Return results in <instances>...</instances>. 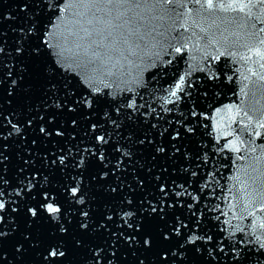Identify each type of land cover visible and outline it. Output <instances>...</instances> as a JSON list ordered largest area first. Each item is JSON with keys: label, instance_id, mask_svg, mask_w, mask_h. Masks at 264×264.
<instances>
[{"label": "water", "instance_id": "obj_1", "mask_svg": "<svg viewBox=\"0 0 264 264\" xmlns=\"http://www.w3.org/2000/svg\"><path fill=\"white\" fill-rule=\"evenodd\" d=\"M136 2L141 4L139 8ZM24 4L29 5L27 11L22 8ZM217 4L224 5V9L215 7ZM62 5L58 13L60 19L55 21L51 36L43 37L52 47L42 46L38 58L18 63L14 73L27 65L24 85L33 86L35 90L38 84L34 75L36 66L47 64L49 76L55 66L58 71L53 79L57 90L52 93L50 104L57 94L61 99L65 94L69 98L75 94L79 99V94L99 88L103 95L95 104L93 119L106 120V113L115 119L114 110L121 109L118 122L125 137L119 138V143L132 149L134 159L126 160L121 172L117 173L126 187L116 194L101 191L102 186H114L116 178L110 175L103 182L90 180L100 168L98 162L89 164L83 175L85 195L101 193L94 197L96 216L99 217L103 210L100 205L119 204L121 195L138 200L147 194L159 199V182L155 176L162 175V180L170 186L184 184L189 192L199 197L198 207L203 212L201 227L225 239L224 254L216 257L219 264H230L228 253L233 245L260 251V245H264V227L261 226L264 224V127H260L264 124V80L261 79L264 77V44L260 43L264 40V31H261L264 4L259 0H213L211 10L202 9L195 0H173L170 4L159 0L121 4L113 0L111 5L107 0H62ZM244 5L241 12L239 9ZM97 8L100 11H96ZM249 8L251 19H248ZM5 16L10 18L5 19ZM52 21V12L41 0H0V32L7 34L10 46L21 40L26 48L30 44H40L37 37ZM30 27L36 29L31 35L28 34ZM185 44L187 47L181 53L174 51L175 47ZM7 59L11 67L12 56ZM4 71L0 66V78ZM7 87V84H0V108L5 113H14L15 120L19 121H25L29 113L35 115L32 109H27L21 90L7 97ZM173 92L176 96L171 95ZM129 97L143 107L130 110L126 107ZM6 99H11L12 104H5ZM192 112L197 115L192 116ZM68 118L69 114H61L57 122L63 125ZM81 120L73 142L59 137L49 142L40 136L38 121L31 127H23V135L11 136L8 139V178L13 182H26L18 176L23 160H29L30 164L37 161L35 167L47 173L51 169L42 166L45 154L50 156L60 147H70L75 153L74 145H88L91 132L82 116ZM102 126L112 135V143H116V130L110 124ZM187 128L194 131L188 132ZM177 131L180 137L172 141L171 136ZM161 132L163 136L159 135ZM67 133L72 134L70 127ZM129 133L133 139L146 133L156 144L167 145L168 154L155 153L147 144H133L126 139ZM34 138L36 145L31 144ZM173 143L181 149L174 156ZM229 144L240 150L235 151ZM154 155L155 160L152 159ZM118 156L110 146V165L116 163ZM124 167L127 171H123ZM163 168L168 170L164 172ZM77 171L69 166L71 175H76ZM193 172L195 176L191 175ZM137 174L145 179L144 189L135 184ZM128 185L133 195H129ZM175 211L187 214L184 209ZM121 223L116 218L109 228L118 230ZM17 225L19 230L10 233V238L0 245V251L6 252L7 264H42L41 254L51 225L42 222L40 228L33 227L31 232L35 240L24 244L22 254L16 252L15 246L18 241L23 243L29 226L22 215ZM72 233L80 235L75 222L70 235ZM83 239L91 245L114 242L107 232L91 233ZM160 246L158 243L157 248ZM118 249L119 264H134L137 255L144 257L146 264L156 258L155 249L134 253L123 241ZM85 255L84 249L70 248L64 264H82ZM255 259L253 256L249 264ZM261 260L264 261V257Z\"/></svg>", "mask_w": 264, "mask_h": 264}, {"label": "snow or ice", "instance_id": "obj_2", "mask_svg": "<svg viewBox=\"0 0 264 264\" xmlns=\"http://www.w3.org/2000/svg\"><path fill=\"white\" fill-rule=\"evenodd\" d=\"M41 2L45 8L52 12L53 21L37 37L41 40L40 44H30L26 48L21 40L15 42L14 46H10L7 34L0 32V66L5 70L3 77L0 78V84L8 85L5 89L7 97L14 96L16 90L20 89L27 109H32L35 112V115L29 113L25 121H19L15 120L14 113H5L0 108V245L10 238V233L19 230L17 219L22 215L25 223L29 226V234L24 236L23 243L17 242L15 246L17 253L22 254L24 244L35 240V236L31 232L33 227L40 228L42 222L51 225L48 240L41 254L42 264H64L70 248L86 251L82 264H87L88 261H91V264H119L116 253L121 241L127 244L134 253H148L155 249V260L149 261L147 264H213V262L219 264L216 257L224 254L225 239L223 237L217 238L201 227L203 212L198 207L199 197L189 192L184 184L170 186L167 181L162 180V175L155 176V180L159 182L157 184L160 193L159 199H156L154 195L149 197L147 194L142 195L138 200L121 195L119 204L100 205L103 210L100 211L99 217L96 216L93 210L94 197L101 193H94L92 196L86 197L84 172L90 163L98 162L99 172L89 179L103 182L111 175L116 178L117 182L114 186L108 185L106 188L102 186L101 191L104 194L122 192L126 185L117 173L121 172L122 165L125 164L126 160L134 159V153L132 149L119 143V138L125 137V134L121 132V124L118 122V114L121 111L119 107L114 110V114L117 116L115 119L107 113L105 114L108 117L106 120L93 119L95 104L103 95L99 88L93 89L87 94H79V99L75 98V94L72 98L65 94L62 99L57 94L56 99L52 100L50 104V97L57 90V83L53 79L56 71H58L55 66L51 76L48 75L47 64L36 66L34 75L38 84L35 86V90L33 86L24 85L28 73L27 65L20 72L14 73L18 63L38 58L41 55L42 46L49 49L52 47L43 37L51 36L52 29L56 27L55 21L60 19L58 13L63 6L62 0H41ZM118 2L121 4L133 3L134 0H118ZM143 2L147 3V0H143ZM159 2L170 4L173 0H159ZM259 2L264 4V0H259ZM107 3L111 5L113 0H107ZM195 3L200 4L202 9L211 10L214 7L213 0H204L203 3L201 0H195ZM135 6L139 8L141 4L136 2ZM28 7V4L22 5L25 11ZM215 7L224 9L222 4H217ZM244 7L246 5L241 6L239 10L242 12ZM96 11H100V9L97 8ZM170 11L175 13L176 9ZM191 11L189 9V12ZM93 15H95L94 12ZM4 18L9 19L10 17L5 16ZM251 18V8H249L248 19ZM20 31L23 32V28ZM34 31L36 29L30 27L28 34L31 35ZM261 31H264V28ZM260 43L264 44V40H261ZM186 47V44L175 47L174 51L181 53ZM10 55L12 56L11 67H9L7 59ZM257 55H261V53L257 52ZM216 58L218 59V57ZM261 79L264 80V77ZM181 83H183V78H181ZM176 87L179 90L180 85L178 84ZM171 95L176 96V92L171 93ZM128 99L129 103L126 107L130 110L143 107V105L135 104L134 98L129 97ZM4 103L11 105L12 100L6 99ZM237 111L239 112V109ZM77 112L80 113L79 116L76 115ZM61 114H69V118L63 125L57 122V117ZM191 115L195 117L197 114L192 112ZM81 116L91 132V140L88 145L83 147L74 145L76 147L75 153L70 147H60L50 156L45 154L42 157V166L51 169L47 173L35 167L37 161L33 160L30 164L29 160H23L22 167L18 170V176L23 177L26 182L20 180L13 182L8 178V139L11 136L14 134L23 135V127H31L34 122L38 121L40 136L49 142L54 137L73 142L77 138L76 130L81 127ZM107 124L116 130L118 137L116 143H112V135L107 128L102 126ZM69 127L72 130L71 135L67 133ZM260 127H264V124H261ZM186 130L188 132L194 131L193 128ZM85 135L88 133L86 132ZM159 135L163 136L164 133L161 132ZM179 137L180 132L177 131L171 136V140L175 141ZM126 139L138 146L147 144L154 149L155 153L168 154L167 145L156 144L146 133L142 136H136L135 139L129 133L126 134ZM31 144L36 145L37 139L34 138ZM110 146L116 153H119L114 165L109 163ZM229 147L234 148L237 152L240 150L232 144H229ZM171 148L173 156L181 151L175 143L171 144ZM76 156H79L78 160ZM152 159H156L155 155ZM70 165L78 169L76 175H71L68 172ZM167 170V168H163L162 171L166 172ZM123 171H127V168L124 167ZM148 171L151 173V168ZM56 173L60 174L59 177ZM191 175L195 176L196 173L193 172ZM135 184L138 188L144 189L145 179L137 174ZM127 187L129 195H133L131 185ZM186 197L190 199H186ZM177 208L186 210L187 214L176 213ZM116 218H119L122 223L118 230L113 231L109 225ZM73 222H75L79 236L75 233L70 235ZM261 226L264 227V224ZM99 232H107L114 242L106 245H91L83 239L91 233ZM158 243L161 245L159 248H157ZM33 246H38V244ZM260 249V251L253 252L248 248L241 249L237 245H233L228 253L230 264H249L253 256H256L253 264H264V261L261 260V257H264V245H260ZM0 264H7V256L4 251H0ZM134 264H146V260L137 255Z\"/></svg>", "mask_w": 264, "mask_h": 264}]
</instances>
